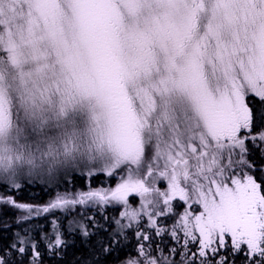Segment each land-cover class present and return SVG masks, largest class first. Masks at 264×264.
I'll return each mask as SVG.
<instances>
[{
  "label": "snow or ice",
  "instance_id": "obj_1",
  "mask_svg": "<svg viewBox=\"0 0 264 264\" xmlns=\"http://www.w3.org/2000/svg\"><path fill=\"white\" fill-rule=\"evenodd\" d=\"M0 188V264H264V0H0Z\"/></svg>",
  "mask_w": 264,
  "mask_h": 264
},
{
  "label": "rangeland",
  "instance_id": "obj_2",
  "mask_svg": "<svg viewBox=\"0 0 264 264\" xmlns=\"http://www.w3.org/2000/svg\"><path fill=\"white\" fill-rule=\"evenodd\" d=\"M98 175L101 177L100 180H102V178L105 176L108 177L106 174H102V173H98L95 176H98ZM84 176H88L86 173V170L83 173H81L80 171H77L75 174L69 175L68 177H66V179L69 181V183L67 185H65L63 183V181H61L59 184V187H55L54 185H51V184H46L43 180H40V179L31 181V182L26 181V180H22L21 184L25 183V188L21 187V189L18 191L21 193L18 196L15 194V198L21 202L42 204V203L47 202L50 199V197L55 194L56 191H60V192H63L65 190H67V191H78V190L79 191H85L84 189H86V187H82V182L87 181L88 179H85ZM75 177H81V178H83V181L80 182V181L76 180ZM108 178H111L110 184H111V186H114L115 183L119 180V174H117L115 177H108ZM31 185H34V187L36 188L35 194L34 195H31L28 193L24 194L25 190H28L26 188L31 186ZM40 190L42 192H40ZM28 192H30V190H28ZM32 192H34V191H32ZM10 194H12V193H10ZM129 202L133 204V207L139 206V198L138 197L135 199L134 202L132 199H130ZM5 210L10 214V220H9V224L6 223L5 226L1 225V227L2 226L6 227V225H7L10 228V230H12V234H13L15 231H19V229H20V225L15 223V219H16V216L18 215V213L15 210H13L11 207L6 208ZM119 210H121L120 206H115V207L108 206L103 210V212H100V210L95 208V207H92L90 209H84L83 211H85L88 215L96 214L97 216H99V215L117 216L119 213ZM56 215H61V214L59 212H57ZM33 223L40 224L43 226L45 225V230H47L49 228V225L46 223V221L42 217L38 220H34ZM66 223L67 222L65 221V224ZM167 223L170 224L171 221H167ZM24 226L27 227L28 225H24ZM128 231H129V239L125 242V247L123 248V251L118 252L115 255V257L109 259L106 262L107 264H119V261L116 259L117 256H119L120 259H124L126 253L127 254H134V247H133L134 243H135L134 230L130 229ZM76 243H79V240H76ZM76 250L79 251L78 248H76ZM60 259L61 258H59V260ZM48 262L49 261L44 259V264H49Z\"/></svg>",
  "mask_w": 264,
  "mask_h": 264
},
{
  "label": "trees",
  "instance_id": "obj_3",
  "mask_svg": "<svg viewBox=\"0 0 264 264\" xmlns=\"http://www.w3.org/2000/svg\"><path fill=\"white\" fill-rule=\"evenodd\" d=\"M75 178H76V180H78L80 182L82 180L80 177H75ZM22 185H23V188H25L24 184H22ZM26 189L30 190V192H28V190H25L24 194L28 193V194L34 195L36 192V190H35L36 188L34 187V185H31V186L27 187ZM3 191H4V189L0 188V192H3ZM32 191H34V192H32ZM40 192H42V191L40 190ZM15 194L18 196L19 192L17 191L14 193V195ZM8 207L9 206L0 205V243H8L11 241V239L13 237L12 236L13 235L12 230H10V228L8 226L3 227V226H5L6 223L9 224L10 214L5 210ZM38 219H40V218H38ZM38 219H35V220H38ZM1 225H3V226L1 227ZM44 228H45V225H44ZM77 244H79V243H77ZM117 253H114L112 257H109L107 259V261L109 259L115 257V255ZM76 255H79V251H77L76 248H69L67 251V254L63 258H61L60 260L58 257L56 258V257L48 256V255H46L44 257V259L49 261L48 262L49 264H72L74 256H76Z\"/></svg>",
  "mask_w": 264,
  "mask_h": 264
},
{
  "label": "flooded vegetation",
  "instance_id": "obj_4",
  "mask_svg": "<svg viewBox=\"0 0 264 264\" xmlns=\"http://www.w3.org/2000/svg\"><path fill=\"white\" fill-rule=\"evenodd\" d=\"M110 183H111L110 179L108 177H104L103 180L98 182V185L92 183L91 181H89V183H86V181H84L82 182V187H86V189H84L86 191L88 190L89 187H92V188L110 187L111 186ZM49 219H51V216H49Z\"/></svg>",
  "mask_w": 264,
  "mask_h": 264
}]
</instances>
